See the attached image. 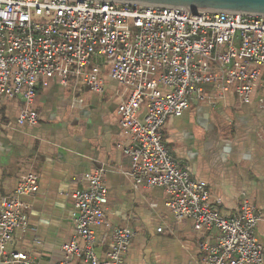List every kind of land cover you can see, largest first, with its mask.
I'll use <instances>...</instances> for the list:
<instances>
[{
    "label": "built area",
    "instance_id": "2783aa9c",
    "mask_svg": "<svg viewBox=\"0 0 264 264\" xmlns=\"http://www.w3.org/2000/svg\"><path fill=\"white\" fill-rule=\"evenodd\" d=\"M187 15L102 0H0V109L19 100L16 125L34 126L36 93L51 79L70 91L76 108L84 105V94H101L105 80L114 81L118 122L129 141L119 147L129 157L126 173L134 188L160 187L176 220H189L198 233L216 232L213 240H199L197 264H264L255 233L263 217L255 205L243 199L238 211L222 215L215 206L220 200L179 166L162 139L168 117L181 115L193 101L231 93L248 104L260 92L257 104L264 112V16ZM104 176L103 165L96 166L87 187L69 194L76 209L73 231L55 264H124L135 237L129 227L111 229L104 257L94 250V227L111 228ZM38 187L30 165L13 192L0 199V264H39L10 248L16 233L29 229L24 198Z\"/></svg>",
    "mask_w": 264,
    "mask_h": 264
},
{
    "label": "crops",
    "instance_id": "0c3cea01",
    "mask_svg": "<svg viewBox=\"0 0 264 264\" xmlns=\"http://www.w3.org/2000/svg\"><path fill=\"white\" fill-rule=\"evenodd\" d=\"M119 85L105 80L101 94H84V105L72 107L70 91L58 79L39 88L33 108L34 126L18 127L19 100L0 109V199L11 194L30 165L38 174V191L24 198L29 229L16 233L11 249L39 264H55L73 231L76 215L69 194L85 189L96 166L105 168V218L111 228L94 227L95 253L105 256L111 229L129 227L135 237L123 254L124 264H197L199 240L216 232L198 233L189 220H176L165 206L160 187L134 188L120 144L129 143L117 113ZM257 93L239 104L231 93L210 101H193L179 116H170L162 139L179 166L210 192L219 212L238 211L243 199L262 219L255 233L264 250V112ZM10 123L11 128L3 124ZM161 228V231H157Z\"/></svg>",
    "mask_w": 264,
    "mask_h": 264
},
{
    "label": "water",
    "instance_id": "95a60500",
    "mask_svg": "<svg viewBox=\"0 0 264 264\" xmlns=\"http://www.w3.org/2000/svg\"><path fill=\"white\" fill-rule=\"evenodd\" d=\"M84 1V0H79ZM98 1V0H94ZM124 4L162 6L168 9L188 11L227 12L264 16V0H102Z\"/></svg>",
    "mask_w": 264,
    "mask_h": 264
}]
</instances>
